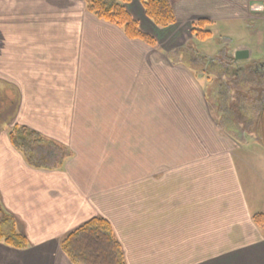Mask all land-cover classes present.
<instances>
[{"label":"crops","instance_id":"obj_1","mask_svg":"<svg viewBox=\"0 0 264 264\" xmlns=\"http://www.w3.org/2000/svg\"><path fill=\"white\" fill-rule=\"evenodd\" d=\"M171 2L176 23L166 28L142 0L128 4L152 47L83 0H0V80L16 97L8 128L25 125L73 152L61 168L36 169L0 132V200L30 241L0 243V264H73L61 239L97 216L112 224L126 264H264V228L252 218L264 212V184L245 163L263 178L264 153L238 152L248 142L202 85L219 71L235 128L256 130L264 13L251 12L253 0ZM200 20L230 34L202 61ZM241 49L248 59L235 58Z\"/></svg>","mask_w":264,"mask_h":264},{"label":"trees","instance_id":"obj_2","mask_svg":"<svg viewBox=\"0 0 264 264\" xmlns=\"http://www.w3.org/2000/svg\"><path fill=\"white\" fill-rule=\"evenodd\" d=\"M83 1L91 14L120 27L128 38L157 47L155 38L145 33L140 28L139 22L129 12L130 0ZM253 1L264 3V0ZM142 5L146 16L156 26L166 28L176 23L171 0H142ZM210 24L211 22L207 20H200L192 25V33L198 41L203 42L212 37V32L208 28ZM3 115L0 117L1 123L4 120ZM11 116H14V112L7 114L3 122L5 123ZM8 136L12 145L23 154L30 165L35 167L61 168L65 160L73 155V152L65 145L25 125L15 124ZM44 162L55 165H47ZM252 218L256 225L264 228V212H256ZM0 243L16 249H27L30 246L28 237L21 232L19 223L5 210L1 200ZM60 245L73 264H126L123 248L116 237L114 228L102 216L94 217L68 233L61 239Z\"/></svg>","mask_w":264,"mask_h":264},{"label":"rangeland","instance_id":"obj_3","mask_svg":"<svg viewBox=\"0 0 264 264\" xmlns=\"http://www.w3.org/2000/svg\"><path fill=\"white\" fill-rule=\"evenodd\" d=\"M212 33H213V36L210 38V39H207L206 41H203V42H200V41H198V42H200L202 45H200L201 46V49L202 50H205V51H208L209 50V48H212V49H216V47H217V43H218V41H219V39H220V36H226V35H230L229 34V32L228 31H224V30H221V31H219V29H217L216 27H212ZM209 52V51H208ZM226 52H227V50H226ZM178 56V57H177ZM176 57L177 58H180V56H179V54H176ZM198 67V66H197ZM200 67V66H199ZM196 69V68H195ZM213 70V69H212ZM212 70H210V73H211V71ZM196 71H200V69H196ZM210 76V78H208V79H206V80H204L203 82H202V85L204 86H207V89H208V93H210V96H212L213 98H215V101L217 102H219L220 103V105H219V110H218V112H221V116H220V118L222 119V120H224L225 121V119H226V116H230V111H229V109L227 108V106H228V103L230 104V103H232V96H231V91H230V89L227 87V85H225V82L224 81H222V80H216V77L213 75V74H210L209 75ZM0 85H3V87H4V85H6V86H10V84L7 82V81H2V80H0ZM9 92H11V91H9ZM9 97H12L13 98V102H15V99H16V97H13V96H9ZM12 98H10V99H12ZM17 100H18V98H17ZM224 104V105H223ZM0 105H1V103H0ZM13 107H14V105H13ZM13 107H12V109H13ZM19 108V107H18ZM15 110V109H14ZM229 111V112H228ZM11 112H13V110L11 111ZM7 114H9L8 112H6L4 115H3V118H4V120H6V117H7ZM214 115H216V112H214L213 113ZM14 117L15 116H11L10 117V119L9 120H7L5 123L2 121V123L0 122V132L1 133H3L4 132V130L5 131H10L9 130V122H10V124L12 123V121H13V119H14ZM225 118V119H224ZM9 121V122H8ZM9 127V128H8ZM9 133V132H8ZM247 141H248V144H247V146L245 147V149H247L248 151H243V150H239L238 152L240 153H249V154H254V155H260V154H262V152L264 153V147H263V145H260L258 142H257V140H255L254 138H251V137H248L247 136ZM66 146V145H65ZM14 147V146H13ZM15 148V147H14ZM66 148H68L67 146H66ZM16 149V148H15ZM17 150V149H16ZM70 151V150H69ZM20 152V151H19ZM237 152V153H238ZM21 153V152H20ZM23 155V154H22ZM24 159H25V157H24ZM26 160V159H25ZM247 160V159H246ZM245 160V161H246ZM249 160V159H248ZM44 161V160H43ZM27 162V161H26ZM103 162V161H102ZM28 163V162H27ZM45 164H47L46 162H44ZM247 165V170H249L250 171V174L251 175H253L255 178H256V185L257 186H260V187H262L261 185H263L264 184V177L263 178H261V175H260V173L259 172H257L256 170H258L257 168H255V169H252V164L251 163H256V162H253V161H246L245 162ZM29 164V163H28ZM30 165V164H29ZM47 165H55V164H52L51 162L49 163V164H47ZM31 167H33V168H36V169H41V168H43V169H51V168H44V167H35V166H32V165H30ZM106 166H108V164H106ZM245 166V165H244ZM245 166V167H246ZM109 167V166H108ZM254 170V171H253ZM263 176V175H262ZM2 204H3V206H4V203L2 202ZM4 208H5V210L7 211V209H6V207L4 206ZM8 212V211H7ZM9 213V212H8ZM65 237V236H64Z\"/></svg>","mask_w":264,"mask_h":264},{"label":"flooded vegetation","instance_id":"obj_4","mask_svg":"<svg viewBox=\"0 0 264 264\" xmlns=\"http://www.w3.org/2000/svg\"><path fill=\"white\" fill-rule=\"evenodd\" d=\"M208 51L209 52H214L212 48H209ZM232 51H233V48L230 47L229 51H227L226 53H229V52H232ZM219 53H220V51H218V54ZM205 54H207V52L205 50L201 51L199 53V55H198L199 59H197V60L198 61L205 60L206 59V57L204 56ZM206 60H208V59H206ZM211 73L214 76H219L220 72L217 71L216 69L215 70L213 69V71ZM9 93H11V92H9L8 88H4V87L0 86V103L2 102L1 105H0V117H1V115L5 114L6 112L11 113V111L13 110L12 107L14 105V102L11 101V99H10L11 97H9ZM262 109H264V108H262ZM262 109L260 111V114L256 115V119L254 121L255 124H256V130L252 131V130H250V128H247V129L238 128V129H236L235 126L236 127L238 126V121L237 122L234 121L235 122V124H234V122H232L231 116H226V122L229 125L228 126L229 131L234 133L239 140L247 141V136H248V137L254 138L257 141L259 139L264 141V110H262ZM238 119L239 120L241 119L243 121V117L242 116L240 118H238ZM247 123H248V121H247ZM247 123L244 122L245 125Z\"/></svg>","mask_w":264,"mask_h":264},{"label":"built area","instance_id":"obj_5","mask_svg":"<svg viewBox=\"0 0 264 264\" xmlns=\"http://www.w3.org/2000/svg\"><path fill=\"white\" fill-rule=\"evenodd\" d=\"M251 12L253 14H261L264 13V3L262 2H252L251 6H250Z\"/></svg>","mask_w":264,"mask_h":264},{"label":"water","instance_id":"obj_6","mask_svg":"<svg viewBox=\"0 0 264 264\" xmlns=\"http://www.w3.org/2000/svg\"><path fill=\"white\" fill-rule=\"evenodd\" d=\"M234 56L237 60L248 59L250 57V51L247 49L236 50Z\"/></svg>","mask_w":264,"mask_h":264}]
</instances>
